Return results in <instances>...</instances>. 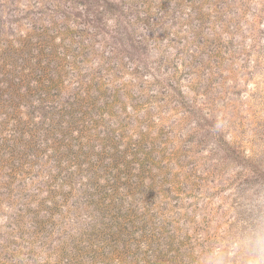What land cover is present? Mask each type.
Returning a JSON list of instances; mask_svg holds the SVG:
<instances>
[{"label": "rangeland", "instance_id": "obj_1", "mask_svg": "<svg viewBox=\"0 0 264 264\" xmlns=\"http://www.w3.org/2000/svg\"><path fill=\"white\" fill-rule=\"evenodd\" d=\"M264 212V0H0V264H188Z\"/></svg>", "mask_w": 264, "mask_h": 264}, {"label": "clouds", "instance_id": "obj_2", "mask_svg": "<svg viewBox=\"0 0 264 264\" xmlns=\"http://www.w3.org/2000/svg\"><path fill=\"white\" fill-rule=\"evenodd\" d=\"M188 264H264V212L196 251Z\"/></svg>", "mask_w": 264, "mask_h": 264}]
</instances>
